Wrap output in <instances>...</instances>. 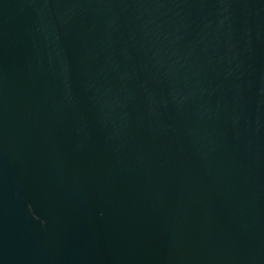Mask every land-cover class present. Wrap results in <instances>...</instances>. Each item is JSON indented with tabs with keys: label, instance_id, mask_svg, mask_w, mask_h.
Wrapping results in <instances>:
<instances>
[{
	"label": "water",
	"instance_id": "obj_1",
	"mask_svg": "<svg viewBox=\"0 0 264 264\" xmlns=\"http://www.w3.org/2000/svg\"><path fill=\"white\" fill-rule=\"evenodd\" d=\"M0 264H264V0H0Z\"/></svg>",
	"mask_w": 264,
	"mask_h": 264
}]
</instances>
